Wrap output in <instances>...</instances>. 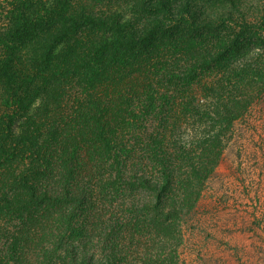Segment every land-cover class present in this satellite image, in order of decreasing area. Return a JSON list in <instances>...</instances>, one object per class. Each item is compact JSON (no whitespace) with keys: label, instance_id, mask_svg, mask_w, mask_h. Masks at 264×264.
I'll list each match as a JSON object with an SVG mask.
<instances>
[{"label":"trees","instance_id":"1","mask_svg":"<svg viewBox=\"0 0 264 264\" xmlns=\"http://www.w3.org/2000/svg\"><path fill=\"white\" fill-rule=\"evenodd\" d=\"M262 99L264 0H0V264H181Z\"/></svg>","mask_w":264,"mask_h":264},{"label":"rangeland","instance_id":"2","mask_svg":"<svg viewBox=\"0 0 264 264\" xmlns=\"http://www.w3.org/2000/svg\"><path fill=\"white\" fill-rule=\"evenodd\" d=\"M179 254L181 264H264V99L236 122Z\"/></svg>","mask_w":264,"mask_h":264}]
</instances>
